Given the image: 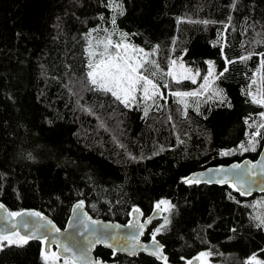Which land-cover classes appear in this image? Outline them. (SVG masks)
I'll return each instance as SVG.
<instances>
[{
    "label": "trees",
    "instance_id": "16d2710c",
    "mask_svg": "<svg viewBox=\"0 0 264 264\" xmlns=\"http://www.w3.org/2000/svg\"><path fill=\"white\" fill-rule=\"evenodd\" d=\"M108 3L0 0V202L11 212L34 208L62 228L75 201L92 216L124 223L130 209L147 215L167 200L171 206L144 235L155 233L166 260L100 246L95 257L182 264L205 252L206 264H247L252 254L264 262V228L256 226L253 204L256 197L264 205V192L244 196L229 184L183 182L192 171L257 156L264 128L252 134L264 123V107L247 92L264 87V0H117L124 14H115L113 27L156 49L164 71L177 56L199 75L213 62L202 103L184 108L168 91L194 84L166 77L157 81L163 97L147 116L87 79V34L111 22ZM250 139L255 151H243ZM41 253L38 240L0 241V264L57 259L44 261Z\"/></svg>",
    "mask_w": 264,
    "mask_h": 264
},
{
    "label": "water",
    "instance_id": "95a60500",
    "mask_svg": "<svg viewBox=\"0 0 264 264\" xmlns=\"http://www.w3.org/2000/svg\"><path fill=\"white\" fill-rule=\"evenodd\" d=\"M233 165H240V168L233 170ZM185 178H193L199 180L198 183L207 184L237 185L238 182H241L244 184L242 190L247 193L244 196L260 194L264 192V139L256 158L253 160L243 158L238 162L207 166L190 172ZM225 180L226 182H218ZM234 189L240 194L239 190ZM80 203L81 201H75L71 204L63 227L57 228L50 217L34 208H25L18 212L40 213L39 217H10L8 213H11V211L0 202V205L3 206L0 207V236L10 235L14 231H18L20 235L27 236L34 231L36 225H42L39 231L36 232L37 238H30L29 240L40 241L41 249L45 254H48L50 248L53 247L57 257L68 260L70 264H96L97 261L100 264H112L111 261L100 260L95 257L94 249L99 246L109 249L112 253L123 254L128 257L144 254L159 262L164 260L165 254L160 241L155 238L154 242L153 237L144 238L146 230L151 226L152 222L160 218L162 213L160 208L153 207L147 215H143L140 210L139 212H134L133 209L138 208H132L129 211L126 222L121 223L116 220L92 216L86 211L83 203L80 208H76V205ZM25 220L30 221L27 230L22 227V222ZM92 221L99 223L93 224ZM13 223L17 224L16 229L11 227ZM85 225H87V230H85ZM56 229L60 231L57 232ZM81 232L84 234L81 235ZM40 237H46L48 243H43ZM96 239H100L101 242H90ZM108 245H112V247ZM65 246L71 251L65 252L63 250ZM154 251L160 253V258L152 255ZM190 262L191 264H197L198 260L197 258H192Z\"/></svg>",
    "mask_w": 264,
    "mask_h": 264
},
{
    "label": "snow or ice",
    "instance_id": "6c2138e0",
    "mask_svg": "<svg viewBox=\"0 0 264 264\" xmlns=\"http://www.w3.org/2000/svg\"><path fill=\"white\" fill-rule=\"evenodd\" d=\"M106 7L110 8L113 12V17L111 20V23L113 26L116 24V15H123V6L120 3H117V0H109V3L105 5ZM235 7V4L232 5ZM100 19H104L103 16L100 17ZM204 23H208V21H204ZM101 29H93L91 30L87 35L89 37L88 44L89 49L93 48L92 43V32L99 33ZM104 32H108L107 29H103ZM113 33H109L105 35L104 37L97 39L95 47L100 48L102 47V51L95 52V51H89V62L87 64V67L89 71L87 72V79L88 81L93 85L96 86V88L100 91L110 93L117 101L122 103L125 107H130L133 103L138 102L137 93H140L139 101L140 102H146L149 100H152L155 102V98L157 96H161L162 93L159 92V85L154 81L153 77L157 76L158 72L161 73L163 76L171 77L175 82L179 83L182 79H191L192 83H196V76H199V70L196 71L195 75H192V70L189 68H185L183 64H180V69L182 71L177 74L175 71V66L177 64L176 60H171L168 70L165 72L163 69L160 68V65L157 63L156 60L150 59L151 56L155 55L156 49H153L151 53L145 52L143 48L136 47L132 45L131 43L126 42L128 40V34L127 33H120V40L119 42L113 41L112 39ZM159 46H157L158 49ZM114 50V51H113ZM264 56V54H260ZM99 56L100 59L93 61L91 59L92 57ZM250 56L240 57L241 60H247ZM226 63H234V61L227 60ZM209 64V71L208 75L203 77L204 83L200 86L201 89H205L208 86H210V80L209 78L213 76L212 67L213 62L208 61ZM261 68H264V60H261ZM224 71H227V67L224 69ZM220 75H223L221 73ZM262 84H264V77L261 78ZM257 81L254 79L252 81V84L255 85ZM165 88L168 86L167 84L163 85ZM174 96L179 97L177 102L180 104H185V107H187L183 97H196L200 94V91H192V92H174L172 93ZM215 95L220 96L221 94L219 92L215 93ZM247 95L250 97L251 102L254 104H258L262 107H264V87L257 88L255 93L251 90V85L249 86V90L247 92ZM220 103L225 104L228 103L226 97L220 98ZM144 115H148V107H145ZM261 117H264V112L260 113ZM251 127V125H250ZM259 128H264V123L260 124L258 126L257 131L253 134V138L257 135H261L259 132ZM248 147H245L244 144L240 145V148L243 151L252 150L255 151V147L253 146L252 140L250 139L248 142ZM221 155H228L227 152L221 153ZM240 165H233V170L239 169ZM227 171V170H225ZM250 174V172H249ZM184 183H198L199 180H195L193 178H185L183 180ZM218 182H226L225 181H218ZM231 187L236 188L240 191L241 195L247 194L245 191H243L244 184L241 182H238L237 185H230ZM81 202L80 204L76 205V208H80L82 206ZM161 205L166 206L165 210H167L168 207H170V202L166 200H161L156 205L157 208H160ZM0 207H3L0 205ZM134 212H139V209H133ZM10 217H22V216H36L39 217L40 213L35 212H29V213H23V212H11L8 213ZM256 219L259 220V223L256 225L257 227H264V219H261L259 217H256ZM49 223H51L49 221ZM83 223V221H81ZM93 224L99 223L97 221H92ZM165 223H167V219L165 220ZM30 221L25 220L22 222V227L24 229L29 228ZM13 229L17 228V224L13 223L11 225ZM40 227L42 225H36L34 231H32L29 235H20L18 231H14L11 233V235H3L0 236V241H8L9 244H23L27 243L30 238H37L36 232L39 231ZM143 227V226H141ZM163 227V225L161 226ZM85 230H87V225H85ZM57 232H59V229H56ZM160 231V228L156 229V232L158 233ZM81 235L84 233L81 232ZM12 236L18 237V239H12ZM43 243H48V240L46 237H40ZM153 241L155 242V233L153 234ZM91 243H100V239H96L95 241H90ZM109 247H112V245H108ZM158 247V245H157ZM65 252L71 251L67 246L63 249ZM52 257L57 258L56 253H51ZM152 255H156L158 258H160L159 252H153ZM209 255L208 253H201V257ZM200 257H197L199 259ZM166 260V258H164ZM96 264H100L99 261L96 262ZM189 264L191 262L189 261ZM247 264H264V262H261L257 259L255 254L249 258Z\"/></svg>",
    "mask_w": 264,
    "mask_h": 264
},
{
    "label": "rangeland",
    "instance_id": "374dc122",
    "mask_svg": "<svg viewBox=\"0 0 264 264\" xmlns=\"http://www.w3.org/2000/svg\"><path fill=\"white\" fill-rule=\"evenodd\" d=\"M97 28L101 29V31H100L99 33H97V32H92V38H91V39H92V43H93V48H92V49H89L88 41H87V43H86L85 53H86V57H87V64H88L89 59H90V57H89V51L99 52V51H102V50H103L102 47H100V48L95 47V44H96V40H97V39H100V38L104 37L105 35H107V34H109V33H113V35H112V39H113V41L119 42V40H120V38H121V37H120V33H121V32L117 31V30L113 27V25L111 24V22L108 24V26H107L106 28L103 27V26H100V27H97ZM97 28H95V29H97ZM103 29H107L108 32H107V33L104 32ZM88 40H89V37H88ZM126 42L131 43L129 40H127ZM131 44L134 45V46H136V47L143 48V47H141V46H139V45H136V44H133V43H131ZM143 49L145 50V52H149V53L152 52L151 50H148V49H145V48H143ZM113 51H114V50H113ZM91 59H93V61H96V60H99L100 57H99V56H95V57H92ZM150 59H154V60H155L154 55L151 56ZM171 60H176V61H177V64H176V66H175V71L177 72V74H179V73L182 71V69H180V67H179L180 64H183L185 68H189V69H191V70H192V73H191L192 75H195L196 71L198 70L197 68H193L192 66H190L189 64H187V63H186V62H185L180 56L172 57ZM171 60H170V61H171ZM208 61H210V60H207V61H206V71H205L202 75H199V76H196V77H195V79H196V83H193L194 86H193L192 88L186 90V91H179V92H192V91H197V90L200 91V94H199L198 96H196V97H191V96H189V97H183V98H182V99H184V101H185L187 107H191V108L196 107L197 103H202V102L204 101V99L208 96V95H207V96L204 97V95L206 94V92H207L209 86H208L207 88H205V89H201V88H200V86L204 83L203 77H205L206 75H208V71H209V64L207 63ZM169 64H170V63H169ZM168 67H169V65H168ZM167 70H168V68H167ZM167 70H166V71H167ZM88 71H89V69H88V67H87V72H88ZM166 71H165V72H166ZM212 72H213V67H212ZM166 77H168V76H163L161 73L158 72L157 76L153 77V79H154V81L158 84L157 81H158L159 79H162V78L164 79V78H166ZM170 78H171V77H170ZM171 79H172V78H171ZM212 79H213V76L209 78L210 82H211ZM181 80H185V79H182V78H181ZM187 81H190V82H191V79H187ZM191 83H192V82H191ZM158 85H159V84H158ZM95 87H96V86H95ZM159 92L161 93L160 88H159ZM174 92H177V90L168 91V93H170V94L172 95V97H173L176 101H178L179 99H181V98H179V97L174 96V95L172 94V93H174ZM254 93H255V92H254ZM137 97H138V102H137V103H133L131 106L134 105V106L140 107V108L144 111L146 106H147L148 108H150V107H155V106L158 104V101L160 100V98L163 97V95H161V96H157V97L155 98V102H153L152 100H149V101H146V102H140V101H139L140 93H137ZM181 105L185 108V104H181ZM254 133H255V132H254ZM254 133H253V134H254ZM253 134H252V136H253ZM160 201H161V200H160ZM166 201H167V200H166ZM158 203H159V201L156 202L155 207H156V205H157ZM261 203H262L261 198H256V197L254 198L253 204H254V206H256V207L259 209V212H255V216H256V217H259V218H261V219H264V211H263V210H264V205H260ZM165 207H166V206L161 205L160 209L162 210V212H163V211L166 212V211L168 210V208H169V207H168L167 210H165ZM263 228H264V227H263ZM150 237H153V235H151ZM17 239H18V237H17ZM51 253H55V252H54V249H52V248H50V251H49L48 254H45V253H43V251H42L41 255H42L43 260H44V261H46L47 259H48V260H52L53 258H52ZM201 253H205V252H199V253H197L196 255H194L192 258L200 257L199 259H197V260H198L197 264H206V263H208V262H209L208 255L201 257ZM253 255H254V254L250 255V256L246 259V262H248L249 258L252 257ZM255 256L257 257L258 260H260V261L262 262V260H261L257 255H255ZM192 258L184 260V262H183L182 264H189V261H190ZM48 260H47V261H48ZM46 264H67V260H64V259H56L55 261H49V262H47Z\"/></svg>",
    "mask_w": 264,
    "mask_h": 264
}]
</instances>
